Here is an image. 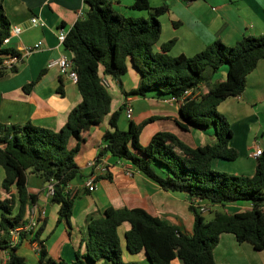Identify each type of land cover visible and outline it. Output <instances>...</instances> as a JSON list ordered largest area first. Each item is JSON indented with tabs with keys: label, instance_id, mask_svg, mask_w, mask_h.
Segmentation results:
<instances>
[{
	"label": "trees",
	"instance_id": "16d2710c",
	"mask_svg": "<svg viewBox=\"0 0 264 264\" xmlns=\"http://www.w3.org/2000/svg\"><path fill=\"white\" fill-rule=\"evenodd\" d=\"M84 2L88 5L85 16L68 29L62 43L73 54L81 101L69 111L58 130L29 121L0 122V166L4 170L0 250L8 254L3 264H27L17 253L24 241L39 248L36 264H140L127 261L123 249L133 255L143 252L149 264H175L176 259L183 264H218L213 249L224 232L232 233L238 242H250L264 253V150L257 157L251 176L230 174L212 167L214 159L233 161L238 156L236 149L229 145L232 136L229 123L217 106L225 98L244 91L246 75L264 59V34L243 35L232 46L217 40L193 56H173L169 51L175 39L155 48L161 33L159 16L167 11L165 5L151 8L148 0H134V9L147 10V16L143 17L120 14L109 0ZM10 28L0 2V63L8 57L17 58L8 67H0V78L15 72L21 61L18 51L3 45ZM129 60L140 74V81L135 88L126 91L121 78ZM223 65L227 68L225 79L212 82V74ZM102 74L116 79L125 97L151 96L179 101L178 126L184 130L190 126L212 127L214 142L190 146L171 132L157 131L146 145H141L140 130L153 117L134 122L125 117L124 104L111 111L112 98L101 82ZM35 81L24 86V90L29 91ZM201 85L207 90L201 91ZM185 90H190L191 94L184 96ZM107 115L109 129L103 133L104 145L96 160L110 153L116 160L129 162L163 190L186 193L194 215L192 232L186 233L141 207L107 206L99 214L87 217L81 238L84 251L81 252L80 247L76 249L72 261L48 256L41 237L46 217L33 236L20 232V242L9 245L11 231L26 222L29 206L37 204V195L28 190V175H35L45 184L53 183L54 194L50 201L59 206L58 222L62 218L69 219L80 192H90L84 185L81 191L74 193L66 186L82 175L75 162L81 142ZM122 116L129 121L126 128L119 126ZM70 138L76 140L71 148L68 147ZM101 178L110 179V176L108 173L97 175L94 181ZM196 200H204L207 209L215 204L224 206L236 202H248L251 208L235 213L214 210L212 217L206 219V212L200 210ZM124 223L128 228L122 232V247L119 228Z\"/></svg>",
	"mask_w": 264,
	"mask_h": 264
},
{
	"label": "crops",
	"instance_id": "0c3cea01",
	"mask_svg": "<svg viewBox=\"0 0 264 264\" xmlns=\"http://www.w3.org/2000/svg\"><path fill=\"white\" fill-rule=\"evenodd\" d=\"M134 0H109L112 8L125 16H147V10L132 7ZM11 26H21L19 34L11 35L8 47L21 54V61L15 72H9L0 78V122L25 123L60 129L67 119L69 111L81 101L76 82L59 73L57 66L47 67V63L62 54L70 55L58 41V28L69 29L76 20L85 16L88 5L84 0H0ZM151 8L165 5L167 11L159 16L160 37L155 44L175 39L169 53L176 56H193L208 45L219 40L225 45H234L243 35L264 34V0H148ZM38 17L44 25L30 26L31 17ZM39 43L30 53L22 51L28 46ZM226 65L221 66L211 76V81H222L226 76ZM41 73V75H40ZM110 83L111 111L124 103L118 81L105 75ZM35 81L29 91L24 86ZM140 81V74L131 61L121 82L124 90L135 88ZM244 91L238 96L222 100L218 111L227 119L232 136L229 145L236 149L238 156L233 161L214 159L212 167L235 175L251 176L255 171L257 157L251 155L256 146L264 150V59L246 75ZM133 107L132 121L141 122L149 117L153 120L144 124L139 133V141L147 144L157 131H168L190 146L212 143L215 140L212 127L197 128L190 126L184 130L177 124L180 102L174 99H162L151 96H128ZM114 99V105H113ZM124 117V116H123ZM120 121L119 126L126 128L128 120ZM109 129L108 115L102 122L89 130L85 141L81 142L75 155L81 176L70 182L74 191H81L85 180L92 176L108 173L110 179L94 181V190L79 193L74 202L72 214L68 220L58 222L59 206L50 201L43 188L45 183L35 175H28V190L37 195L36 203L45 206L47 216L41 237L48 256L53 259L72 261L74 252L80 247L84 251L81 238L85 232L87 217L102 212L107 206L141 207L154 216L175 224L186 233L192 232L194 215L189 208L186 193L165 191L153 181L144 177L129 162L116 160L110 153L99 157L95 165L88 164L95 160L103 147L102 136ZM76 140L70 138L68 147H74ZM4 170L0 166V183ZM2 195V194H1ZM0 195V196H1ZM200 203L206 204L204 200ZM248 202H236L224 206L215 204L208 207L206 213L222 210L235 213L248 210ZM205 213V214H206ZM204 214V216H205ZM128 224L120 229L125 231ZM123 239V236H122ZM32 250L33 257L38 254L33 244L22 242L17 253L26 259V253ZM124 258L146 259L133 256L124 250ZM25 252V253H23ZM136 255V254H135ZM8 257L5 250H0V264ZM134 257V258H132ZM145 257V258H144ZM213 257L218 264H264V253L256 250L248 242H238L232 233H221L213 249ZM175 264H183L179 260Z\"/></svg>",
	"mask_w": 264,
	"mask_h": 264
},
{
	"label": "built area",
	"instance_id": "2783aa9c",
	"mask_svg": "<svg viewBox=\"0 0 264 264\" xmlns=\"http://www.w3.org/2000/svg\"><path fill=\"white\" fill-rule=\"evenodd\" d=\"M189 1V0H187ZM29 25L30 26H35V25H44V22L38 18V17H31L29 20ZM22 27L21 26H11L10 28V35L6 37L3 40V45H7L9 42V38L11 35L14 34H19L21 32ZM67 29L65 28H58L57 30V38L60 43H63L64 38L67 34ZM39 43L34 44L33 46H28L22 51L24 53H30L32 50L37 49L39 47ZM73 54L71 53L70 55H65L62 54L56 59H53L47 63V67H52V66H57L60 75L66 76L70 78L72 81L76 82L77 79V74L76 71L73 68ZM17 61V58L15 56L5 58L2 63H0L1 66L8 67L10 64L14 63ZM101 82L103 83L106 88L110 87V83L108 79H106L105 74L101 75ZM191 94L190 90H185L184 91V96ZM124 112H125V117L128 119L132 118V113H133V107L131 104V100L129 97H126L124 100ZM263 149L260 146H256L255 150L251 153L252 156L258 157ZM97 160H91L88 162L89 165L93 166L95 165ZM85 187L88 188L89 191L94 190V177L90 176L88 177L84 184ZM67 190H71V192H75L73 187L69 184L66 186ZM45 194L47 197H51L54 194V185L51 182H47L43 188ZM197 203H200V201L196 200ZM200 210L202 212H207V207L204 204L200 203ZM47 211L45 206H40L39 204H32L29 206L28 211H27V216H26V222L19 228L12 230L10 234V240H9V245L14 246L20 242V232H24L26 234L30 233V236H33L34 231L37 229L39 223L46 217ZM35 246V251L38 253L39 248Z\"/></svg>",
	"mask_w": 264,
	"mask_h": 264
},
{
	"label": "rangeland",
	"instance_id": "374dc122",
	"mask_svg": "<svg viewBox=\"0 0 264 264\" xmlns=\"http://www.w3.org/2000/svg\"><path fill=\"white\" fill-rule=\"evenodd\" d=\"M206 73H208V71H206L205 72V74ZM201 91H206L207 90V88H206V86L205 85H201ZM113 105H114V99H113ZM120 121H125V119H124V117L122 116L121 118H120ZM140 142V141H139ZM140 144L141 145H146V144H142L141 142H140ZM214 169H216V170H218V171H222V170H220V169H217V168H214ZM228 173V172H227ZM231 174V173H230ZM0 195H1V183H0ZM212 215H213V212H208V213H206L205 214V218L206 219H210L211 217H212ZM119 236H120V240H121V245H122V247L124 246V242H123V239H122V230L119 228ZM23 253H25V252H23ZM130 254V253H129ZM33 255H34V252L32 251V250H30L29 252H27L26 253V262H27V264H36V259L33 257ZM143 254H141V253H137L136 255H133V256H142ZM132 258H134V257H132ZM145 258V257H144ZM127 260V259H126ZM127 261H139L138 259H136V258H134V259H132V260H127ZM140 262V261H139ZM140 264H149L148 263V260H147V258L146 259H144L143 261H141L140 262Z\"/></svg>",
	"mask_w": 264,
	"mask_h": 264
}]
</instances>
